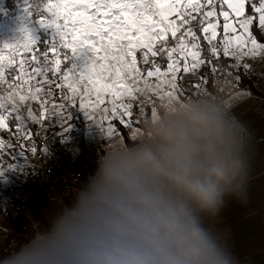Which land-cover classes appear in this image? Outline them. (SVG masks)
Masks as SVG:
<instances>
[{"label":"snow or ice","instance_id":"1","mask_svg":"<svg viewBox=\"0 0 264 264\" xmlns=\"http://www.w3.org/2000/svg\"><path fill=\"white\" fill-rule=\"evenodd\" d=\"M70 17L75 18L71 25ZM22 21L18 30L0 34V130L20 137L13 142L0 136V175L14 167L4 165L17 153L27 160V142L39 134L33 125L45 131L59 127L54 134L65 142L63 134L79 113L100 131L117 133L111 118L124 127L138 126L132 117L143 104L136 94L151 95V78L159 82L156 87L167 85L187 94L184 76L177 75L181 70L196 75L205 90L219 76L223 83L235 81L229 95L246 96L251 93L240 85L252 69L247 61H264V0H24ZM69 26L70 33L64 31ZM9 47L29 55L18 66L10 56L6 67L2 52ZM162 61H167L166 68ZM205 67L211 75L201 73ZM113 69L115 81L106 82ZM22 70L28 77L24 83L31 81L27 94L14 87ZM168 72L171 79H163ZM93 94L97 106L112 105L103 108L110 112L107 127L85 110L83 98ZM128 98L137 103H126ZM31 151L48 155L47 144Z\"/></svg>","mask_w":264,"mask_h":264},{"label":"clouds","instance_id":"2","mask_svg":"<svg viewBox=\"0 0 264 264\" xmlns=\"http://www.w3.org/2000/svg\"><path fill=\"white\" fill-rule=\"evenodd\" d=\"M153 136L104 165L80 225L46 250L21 252L19 264H236L189 203L211 213L225 192L244 198L249 156L232 153L221 116L206 106L177 112Z\"/></svg>","mask_w":264,"mask_h":264},{"label":"crops","instance_id":"3","mask_svg":"<svg viewBox=\"0 0 264 264\" xmlns=\"http://www.w3.org/2000/svg\"><path fill=\"white\" fill-rule=\"evenodd\" d=\"M247 62L252 65V69L248 70L245 78H252L249 79L252 85L244 83L246 81L244 78L240 89L251 94L246 96H241L238 93L229 95L233 87L226 89L223 93L226 108L241 125L237 140L231 143V151L234 155L246 152L249 156L250 167L246 177V195L240 199L231 191L225 192L216 211L211 213L204 212L191 203H189V207L201 226L208 227L218 243L231 253L236 264H264V141H257V137L264 133V75H262L264 74V61L256 59ZM238 71L244 73L243 69ZM181 73L184 74L182 71ZM189 75L193 74H184L183 82L187 94L179 90L170 91L167 85H161L160 91H158L161 97L155 104L156 106L151 109L146 101L142 102L143 120L136 127L122 125L125 128V135L122 133L123 138L129 144L127 143V147L123 150H118V153L112 155L110 159L152 146L154 143L153 132L159 124L173 118L177 112L195 106H203L205 102L212 99L218 89L216 83L214 82L212 87L208 86L209 88L205 90L202 82L198 79H191ZM196 84L200 85V89L193 86ZM128 101L129 99L125 100L126 103ZM148 111L149 124L146 121ZM115 124L117 125V123ZM101 181L100 188L104 186L103 176ZM32 190L28 194L25 193L27 215L35 214V212L41 213L43 228L48 235L61 231L65 233L74 225L72 222L65 224L64 221H61L63 222L61 225L56 217L58 213L65 214L66 209H82L86 204H90L79 197L70 198L72 201H68L69 204H64L65 200L62 199L61 202L58 197H55V194L48 195L41 192L40 187H37L35 191ZM171 191L173 195L182 198L175 190ZM37 193L43 195L41 196L43 201L32 200ZM28 195L30 196L28 197ZM30 201L32 202L30 203ZM92 206L94 207V205ZM43 209H45L46 215L42 214ZM50 215H53L51 220L47 219Z\"/></svg>","mask_w":264,"mask_h":264},{"label":"rangeland","instance_id":"4","mask_svg":"<svg viewBox=\"0 0 264 264\" xmlns=\"http://www.w3.org/2000/svg\"><path fill=\"white\" fill-rule=\"evenodd\" d=\"M7 1L9 0H0V34H10L18 30V28L23 23L22 17L24 16V0H10L12 6H9ZM97 2H99V0H97ZM90 11H95V9H91ZM61 15H63V9H61ZM97 15L100 14L98 13ZM74 19L75 18L73 17L69 18L68 20L69 25L72 24ZM59 23L64 24V20L61 19ZM64 31L70 33L71 27L69 26L68 28H65ZM41 35L44 36L45 39H50V35H45L44 33H41ZM68 38L70 39L71 36H69ZM2 55L4 56L3 63L7 67L9 66L8 61L10 56H14L15 64L18 66L21 60L27 55H29V53L24 51L23 49H20L18 52L13 53L12 48L9 47L3 49ZM166 63L167 61H164L161 64L162 67L166 68ZM183 63L184 62L181 61V65H183ZM27 67H28L27 64H25V69H27ZM114 71L115 70L113 69V76L110 77L106 82L112 83L115 81ZM177 75L184 76V74H182L181 72L177 73ZM20 76L21 79L16 82V85H14V87H16V91L19 92L20 94H27L29 84L31 83V81H29V83H24L25 80H28V77L24 74L23 70L21 71ZM171 76L172 73L168 72L167 76L163 77V79H171ZM190 77L191 79L196 78L195 75L192 76L190 75ZM149 83L153 85V88L150 89L151 95L148 94L141 95L140 93H137L136 95L139 96L141 103L143 101H146L150 106V108L152 109L154 106H156L155 104L158 103L159 97L161 96L158 93V91H160V88L156 87V85L159 82L155 78H151L149 80ZM15 99L17 103H19L18 96H16ZM83 99L85 104V110H87L90 114L94 112L96 116L95 123L104 124L105 127H107L108 119H106V117H110V112L104 113L103 108L107 107L111 109L112 107L111 103H105L97 106L95 103L94 94L91 98L86 96ZM107 99H111V98H107ZM128 99H129L128 103H133V104L137 103V101L132 100L131 98ZM117 103H119V101H117ZM207 103H209V101L205 102L204 105ZM152 112L155 113V111ZM79 117L80 120H78ZM143 118H144L143 108L141 109V112L139 110H134V114L132 117L133 120H138L139 123H141ZM114 120L118 121V119L116 118H111V123L115 124ZM78 121H80L79 124ZM57 128L58 129L56 132L60 131V128L59 127ZM117 129H118L117 133H112L110 131L107 132L100 131L98 128L89 124V122L86 120V118L83 115L77 113L76 117L72 121L69 131L63 134L67 137V140L65 142H61L60 144V146H62L66 152V161L68 163L67 165L73 169H82V170L84 169L83 171L89 180L97 183L98 185L100 184L102 185L101 178L103 176L104 165L112 155L118 153V150L120 149L123 150L125 147H127L128 142L126 141V139L123 138V135H125L124 134L125 128L123 127V129H119L118 127ZM47 130L51 136L52 139L51 143L53 148L56 145V140L58 136L54 134V131L52 129H50L51 131L49 130V128ZM0 136H3L5 138H11L13 142L18 141L20 139L19 136H12L11 132L5 130H0ZM35 144H36L35 141L34 142L31 141L30 144L28 145L27 160H24L23 157H21V154L17 153V158L14 161H5V165H4L5 168L7 167V163H12L14 167L7 169L6 171L3 172V175H0V245L6 240L9 234H11L14 230L17 229L19 223L26 218L25 216L27 215L26 212L27 205L25 204V200H24L25 193L28 194L30 193V191H33L32 189H34L35 191L37 187H40L42 189L41 192L47 193L48 195L55 194L56 195L55 197H58L61 200V202L65 200L64 204L67 203L69 204L68 201H72L70 198L61 197L56 191L48 189L42 186L41 183H39L37 176L35 174L36 164L32 160L34 153L31 151L33 148H36ZM16 151L22 152L23 149L18 148ZM67 157H70L69 162L67 160ZM91 165L95 166V169L93 171H90L89 169V166ZM90 172H94V175L97 178L92 176ZM18 183L21 184V191L19 195H20V200L24 201L22 205L24 208L23 211L24 215L15 214L11 210V208L7 206L5 202L6 191L10 187H12V185ZM29 196L30 195H28V197ZM41 196L43 195L37 193L32 200L43 201ZM31 202L32 201H30V203ZM41 205L44 206L43 204ZM44 210L45 209H43L42 214L46 215ZM93 210L94 207L92 205L86 204L82 209H70V210L66 209L65 214L58 213L56 217L59 219L61 225L63 223L61 221H64L65 224L72 222L74 225H72L71 228L75 229L78 225H80L83 222L85 217ZM27 216L38 217L43 222L41 213L35 212V214L32 215L29 214ZM52 216L50 215V217H48L47 219L51 220ZM62 234L64 235L65 233L62 232Z\"/></svg>","mask_w":264,"mask_h":264},{"label":"built area","instance_id":"5","mask_svg":"<svg viewBox=\"0 0 264 264\" xmlns=\"http://www.w3.org/2000/svg\"><path fill=\"white\" fill-rule=\"evenodd\" d=\"M179 44V40L173 41ZM218 89L215 91L209 103L203 105L215 110L222 118L226 133L231 135L232 141L237 140L241 130L240 123L232 117L224 104L223 93L226 89L235 87V81L223 83L221 77L214 78ZM223 89V91H219ZM36 148L43 149L47 144L48 155L37 151L33 155V162L36 164V176L42 186L56 191L63 198L79 197L94 205L92 197L97 194L99 185L89 180L84 169L70 168L66 161V152L61 146L52 148V139L48 131L36 126ZM257 141H264V133L257 137ZM21 184H14L5 193V202L15 214L24 215L23 202L20 200ZM19 223L17 229L9 234L6 240L0 245V264H19L17 259L21 252H36L43 246L46 250L54 241L59 240L63 234L54 232L46 234L43 223L38 217L25 216ZM210 232L208 227L202 226Z\"/></svg>","mask_w":264,"mask_h":264},{"label":"trees","instance_id":"6","mask_svg":"<svg viewBox=\"0 0 264 264\" xmlns=\"http://www.w3.org/2000/svg\"><path fill=\"white\" fill-rule=\"evenodd\" d=\"M7 2H8V5H9V6H12V3H11L10 0L7 1ZM249 11H250V9H249ZM221 23H222V21H221ZM221 32H222V29L219 30L218 34L220 35ZM219 35H218V36H219ZM218 38H219V37H218ZM27 56H28V55H27ZM27 56H26V57H27ZM163 62H164V61H162L161 64H162ZM224 63H229V61L225 60ZM201 73L211 75V73H209V70H208L206 67L203 68V69H201ZM239 73H240L241 75H243V73H241V72H239ZM189 76H190V75H189ZM195 77H196V78H194V79H197V76H196V75H195ZM249 79H252V78H245L246 81H244V83H249L250 85H252V84L250 83V80H249ZM242 83H243V82H242ZM209 86L212 87L213 85L210 84ZM78 120H80V117L78 118ZM75 121H76V120H75ZM114 121H115V120H114ZM146 121H147V123L149 124V122H150L149 111L147 112ZM79 123H80V121H78V124H79ZM115 123H117L116 126H118L119 129H122V126L119 124V122L115 121ZM32 129H33L34 132H36V126H35V125L32 126ZM50 129H52L54 132H56L58 128H57V127L50 126V127H49V130H50ZM47 131H48V130H47ZM50 131H51V130H50ZM32 141H35V142H36V135L32 137ZM30 142H31V141H28L27 144L29 145ZM59 144H61V139H60V137H58L57 140H56V145H59ZM30 153H31V151H30ZM69 159H70V157H67L68 162H69ZM89 169H90V171H93V170L95 169V166H94V165H91V166H89ZM90 174H91L92 176L96 177V176L94 175V172H90ZM96 178H97V177H96Z\"/></svg>","mask_w":264,"mask_h":264}]
</instances>
